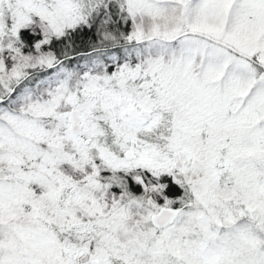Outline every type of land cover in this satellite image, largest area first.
Segmentation results:
<instances>
[{"label": "snow or ice", "instance_id": "obj_1", "mask_svg": "<svg viewBox=\"0 0 264 264\" xmlns=\"http://www.w3.org/2000/svg\"><path fill=\"white\" fill-rule=\"evenodd\" d=\"M0 264H264V0H0Z\"/></svg>", "mask_w": 264, "mask_h": 264}]
</instances>
